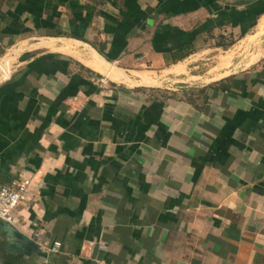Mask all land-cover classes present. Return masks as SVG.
Masks as SVG:
<instances>
[{
    "label": "crops",
    "instance_id": "crops-1",
    "mask_svg": "<svg viewBox=\"0 0 264 264\" xmlns=\"http://www.w3.org/2000/svg\"><path fill=\"white\" fill-rule=\"evenodd\" d=\"M0 69V264H264V0H0Z\"/></svg>",
    "mask_w": 264,
    "mask_h": 264
},
{
    "label": "built area",
    "instance_id": "built-area-1",
    "mask_svg": "<svg viewBox=\"0 0 264 264\" xmlns=\"http://www.w3.org/2000/svg\"><path fill=\"white\" fill-rule=\"evenodd\" d=\"M26 195V187L21 182L4 184L0 180V224L15 226L16 211L23 204ZM40 251L46 254H60L62 244L59 241H49L41 232L32 238ZM100 247H103L100 244Z\"/></svg>",
    "mask_w": 264,
    "mask_h": 264
},
{
    "label": "rangeland",
    "instance_id": "rangeland-1",
    "mask_svg": "<svg viewBox=\"0 0 264 264\" xmlns=\"http://www.w3.org/2000/svg\"><path fill=\"white\" fill-rule=\"evenodd\" d=\"M256 31H257V28H256V25H254L253 30H252V32H250L249 35L250 36L254 35L256 33ZM250 36H248V37H250ZM247 38H245L244 40H246ZM244 40L240 41L238 43L235 42L234 46L227 53V57L233 58V66L236 68H243L248 64V62L250 61L249 59H247L248 53L252 52L250 50L251 48L254 49V46L252 44L251 45L246 44V42H244ZM248 45L253 46V47L248 48L247 47ZM257 46L258 45L255 46V51H258V49H259ZM261 54H263V51L261 52ZM218 55H220V54L219 53H213L211 55L209 54L208 56H206L205 58L200 60L198 62L199 67L196 70L195 75L196 76H202V78L201 79H191V80H189V82L201 85L202 82H204L205 80H208L209 79L208 76H205V75L219 61V58L217 57ZM223 56H226V54H224ZM177 84H178V82L170 80V81H168V83H165L164 86H166L168 88H175Z\"/></svg>",
    "mask_w": 264,
    "mask_h": 264
},
{
    "label": "water",
    "instance_id": "water-1",
    "mask_svg": "<svg viewBox=\"0 0 264 264\" xmlns=\"http://www.w3.org/2000/svg\"><path fill=\"white\" fill-rule=\"evenodd\" d=\"M3 79H4V74L2 73V71L0 69V82ZM20 240H21V243L24 246L25 250L30 252L32 250V248H36V246L31 241H29L27 238L21 237Z\"/></svg>",
    "mask_w": 264,
    "mask_h": 264
},
{
    "label": "trees",
    "instance_id": "trees-1",
    "mask_svg": "<svg viewBox=\"0 0 264 264\" xmlns=\"http://www.w3.org/2000/svg\"><path fill=\"white\" fill-rule=\"evenodd\" d=\"M256 19L257 18L255 17V21H256ZM255 21L251 24L250 28H252L255 25ZM235 42H236L235 40L231 41L230 43L226 44V47L231 46V45H234Z\"/></svg>",
    "mask_w": 264,
    "mask_h": 264
}]
</instances>
